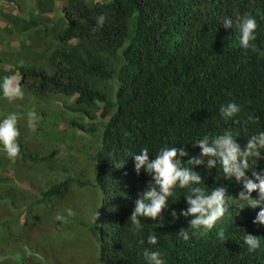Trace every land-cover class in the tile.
<instances>
[{
	"label": "trees",
	"instance_id": "1",
	"mask_svg": "<svg viewBox=\"0 0 264 264\" xmlns=\"http://www.w3.org/2000/svg\"><path fill=\"white\" fill-rule=\"evenodd\" d=\"M55 1L38 0L29 18L15 16L24 29L18 39L25 41L6 60L11 69L0 65V83L16 76L31 109L57 139L45 154L19 156L35 175H0L12 187V202H20L25 178L31 205L65 200L74 188L80 192L92 184L102 196L100 223L91 227L102 264H148L145 249L159 252L165 264H264V250L246 257L237 248L257 226L253 220L260 209L235 200L243 185L225 180L219 166L210 172L193 167L206 193L227 189L229 210L212 230L190 228L191 216L170 215L188 207L187 189L178 187L163 225L141 217L137 233L129 221L134 200L152 179L143 169L135 171L134 155L142 148L154 159L161 148L184 147L187 160L200 153L192 143L204 137L231 131L243 146L264 132V57L240 46L235 27L238 16L253 17L252 43L264 50V0H66L60 6ZM224 18H232L234 26L225 28ZM230 102L240 110L225 120L220 107ZM67 129L73 130L72 140L64 138ZM256 168L264 172V159ZM181 229L189 240L177 234ZM150 234L158 237L154 245L147 242Z\"/></svg>",
	"mask_w": 264,
	"mask_h": 264
},
{
	"label": "clouds",
	"instance_id": "2",
	"mask_svg": "<svg viewBox=\"0 0 264 264\" xmlns=\"http://www.w3.org/2000/svg\"><path fill=\"white\" fill-rule=\"evenodd\" d=\"M105 20L104 14L99 15L97 17L98 26L102 27ZM222 24L225 28H231L234 26V21L232 18H224ZM235 27L239 29L240 46L245 50L251 49L264 57V50L257 48L252 43L256 40V20L250 15L243 18L238 16L235 20ZM0 89L9 102L24 98L22 85L14 75L5 76L0 83ZM239 110L236 103L230 102L227 105H221L220 115L225 120H229ZM36 116L34 110L27 113V127L33 131L37 127ZM17 122L18 115L15 112L0 120V145H3L7 158L13 163L16 162L21 151L17 142L20 135ZM192 146L199 147L201 151L198 155L190 156L187 160L184 157H189V152L184 147L161 148L154 159L149 155L147 147L142 148L134 155L136 173L140 174L143 169L152 179L146 188L139 192L138 198L134 200L135 207L129 218L133 230L138 233L143 229L141 217L151 218L153 221L158 220L163 225V212L169 207V200L174 196L177 187L187 189L184 196L188 207L180 210L179 213L172 210L170 215L175 219H178L180 215L193 217L189 221V227L195 230L210 231L215 228L218 221L229 210L227 189L224 186H218L210 193H206L199 186L204 180L198 172L193 170V167L204 166L210 172L211 169L219 166L223 171L225 180L234 179L236 183L243 185V190L239 192V196L235 200L239 203L245 202L253 209H260L253 220L257 226L244 236L240 246L237 247L246 257H249L250 252L256 257L264 250V172L258 171L256 168L257 161L264 159V155H262L264 132L251 136L243 146L238 143L231 131H226L211 140L204 137L192 143ZM115 167L121 168L123 164L116 163ZM249 171H251V176L248 175ZM253 192L258 193L257 198H253ZM67 214L72 216L74 213L69 208ZM56 219L64 221L65 217L57 215ZM96 219L98 217L94 216L93 220ZM177 234L185 241L190 239L186 229H181ZM219 236L224 242L229 239L223 230L220 231ZM147 242L154 245L158 242V237L150 234ZM141 243L143 244L144 241ZM143 254L148 264H165L161 254L157 251L145 249Z\"/></svg>",
	"mask_w": 264,
	"mask_h": 264
},
{
	"label": "rangeland",
	"instance_id": "3",
	"mask_svg": "<svg viewBox=\"0 0 264 264\" xmlns=\"http://www.w3.org/2000/svg\"><path fill=\"white\" fill-rule=\"evenodd\" d=\"M65 1L55 2L60 6ZM37 2L38 0H0V65H5L7 59L12 61L19 42L25 41L24 36L18 39V36L24 34V29L21 24L17 25L15 16L29 18L31 5ZM10 66L11 63L5 67L10 69ZM25 97L26 95L22 100L9 102L1 95L0 120L13 112L17 113V128L20 133L17 142L21 149L19 156L25 151L42 155L56 146L57 139L55 133L47 129V123L43 122L38 113L36 130L27 127V113L33 110L30 101ZM66 131L64 138L72 140L73 130ZM62 140L63 136L60 135L61 143ZM22 162V157H19L17 163L9 160L3 145H0V175L36 174L30 172L31 164ZM24 183L20 189V202L14 204L11 185L0 181V264H32L34 257V264H102L98 259L100 241L91 229L92 226H98L101 220L100 192L90 184L80 192L74 188L65 200L56 199L46 204L31 205L34 198L30 197L31 191L27 187L29 183L26 178ZM78 192L79 195L75 196ZM69 208L74 213L72 216L67 214ZM57 215L64 216L65 220H57ZM94 216L98 219L93 220Z\"/></svg>",
	"mask_w": 264,
	"mask_h": 264
}]
</instances>
